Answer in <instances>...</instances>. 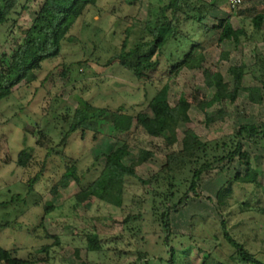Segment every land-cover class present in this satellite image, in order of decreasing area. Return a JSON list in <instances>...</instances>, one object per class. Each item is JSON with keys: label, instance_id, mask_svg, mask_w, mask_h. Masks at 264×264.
<instances>
[{"label": "rangeland", "instance_id": "374dc122", "mask_svg": "<svg viewBox=\"0 0 264 264\" xmlns=\"http://www.w3.org/2000/svg\"><path fill=\"white\" fill-rule=\"evenodd\" d=\"M203 1V21L211 29L205 32L201 28L197 36L207 52L206 66L215 70L218 87L229 83L234 89L230 66L245 62L254 67L257 56H264V35L258 32L251 39L255 31L251 17L264 12V5L254 7L257 12L252 13L249 1L239 9L243 11L241 14L233 12L226 0L216 7H211L214 0ZM156 2L99 0L97 8L74 26L72 36L75 39L65 46L63 55L47 61L42 71L30 75L14 88L10 98L0 102V245L12 250L16 257L42 260L36 264H143L141 253L147 254L146 260H157L163 255L162 240H158L162 229L155 225L148 203L152 184L129 178L124 208L92 198L75 208L71 200L83 185L99 176L103 160L96 161L97 155L107 152L119 141L130 140L138 123L147 125L153 120L149 107L153 86L139 81L118 62L110 64V61L121 52L125 40L130 39L129 47L132 48L146 34L150 3ZM39 5V0L31 2L27 8L20 4L10 22L0 26V51H10L23 41ZM184 9L192 12L187 7ZM168 15H172L171 10ZM227 17H231L236 29H247L242 43L219 41V31L212 26ZM222 51L230 53L229 60L220 59ZM151 79L157 89L167 81L161 70L152 74ZM215 91L208 87L200 72L184 69L171 83L169 99L175 105L180 99H189L201 92L210 100ZM252 93L264 96V87L249 72L244 76L235 102L225 99L207 110L210 116L224 111V117L208 122L206 113L194 106L189 111L190 121L179 125L181 133L218 139L238 131L243 125L263 124L264 102H254ZM80 99L89 101L94 107L82 111ZM50 105L52 107L48 108ZM122 105L137 116L130 132L117 134L111 113L101 116L100 108L116 110ZM59 113L66 124L58 119ZM93 117L100 119L98 139L95 140L96 134L92 131L83 138L78 130L65 148L67 154L76 159L81 182L69 178L66 189L60 187L67 197L65 205L44 216L46 201L52 198L51 190L62 178L68 163L60 155H53L46 165L43 164L47 151L37 148L42 141L39 130L46 131L47 139L57 145L69 121L79 123ZM140 132L139 145L157 151L153 159L138 166V175L147 180L161 170L166 157L163 150H157L162 140H151L143 130ZM243 145L244 158L234 163L217 164L206 172L200 180L199 195H190L178 212H172L171 231L173 238H178L175 243L178 248H191L194 254L199 249L209 251L221 245L225 251H234L224 236L225 222L227 231L238 242L264 259V212L259 210L264 207V193L255 194L253 185H264V146L249 141H244ZM55 149L60 151L63 147L57 145ZM131 150L135 159L139 146L132 145ZM238 174L248 182L233 183L228 195L229 206L224 208L220 204V191ZM35 177L39 179L32 188L30 185ZM247 196L254 201L253 209L243 211L241 201ZM129 216L139 217L133 222L132 230L125 226ZM56 236L60 237L61 246H53ZM48 245L50 248L45 250Z\"/></svg>", "mask_w": 264, "mask_h": 264}, {"label": "trees", "instance_id": "16d2710c", "mask_svg": "<svg viewBox=\"0 0 264 264\" xmlns=\"http://www.w3.org/2000/svg\"><path fill=\"white\" fill-rule=\"evenodd\" d=\"M33 1L35 0H0V26H5L10 22L12 16L17 13L20 4H23V8H27ZM39 1L36 17L32 25L27 28L23 41L13 46L10 51H0V102L10 98L14 93V88L30 75H37L42 71L47 61L56 60L63 55L65 46L75 39L72 36L74 26L80 19L90 15L97 8L99 0ZM221 1L214 0L211 7L219 6ZM203 2V0H194L193 2L192 0H157L156 4L150 3L146 31L148 36L142 35L141 40L136 42L132 48L129 47L130 39L128 38L125 40L121 52L111 59L110 64L118 62L123 68L132 72L139 81L153 86L154 93L149 100L153 120L147 125L138 123L136 132L132 133L130 140L119 141L111 145L107 152L97 155L96 161L103 160V168L99 176L89 184L83 185L71 200L75 202V208H78L89 198L124 208L127 182L129 178H137L144 184L153 185L148 203L155 225L162 229L158 234V240H162L164 248L163 255L157 260H146L147 254L141 253L140 261L143 264H264V259L248 250L227 231L225 222L223 223L224 236L234 251H225L220 245L209 251L202 248L192 254L193 249L185 246L178 248L175 245L178 238L176 236L173 238L174 233L171 231L172 212H178L190 195H199L200 180L206 172L216 168L217 164L234 163L238 158H244V141L264 146V123L243 125L238 131L218 139L182 134L179 129L181 122L190 121L189 111L194 106L206 113L208 122L216 120L219 116L224 117L226 115L224 111H220L219 115L210 116L207 110L225 99L235 102L243 85L244 76L249 72L264 87V56L262 55L257 56L254 67L248 66L245 62L230 66L229 73L234 77V89L229 83H225L221 87L217 86L214 77L216 72L206 66L207 52L197 36L201 28H204L205 32L211 29L206 27L203 21L205 5ZM184 7L189 8L192 12L186 11ZM170 10L171 16L168 15ZM250 11H253L252 8ZM233 12L243 14L241 10ZM251 21L255 28L251 39L255 38L254 34L258 32L263 36L264 12L254 14ZM212 28L219 31L220 42L233 40L239 44L242 43V38L247 35L246 28L236 29L234 27L231 17L219 19ZM262 38L264 39V36ZM220 59L229 60L230 53L222 51ZM78 64L81 63L78 62ZM184 69L195 73L200 72L203 75L208 87L216 90L212 99L208 100L203 93L198 92L189 99L182 98L177 104H171L169 99L171 83ZM160 70L162 77L167 81L160 89H157L154 87L151 77L152 74ZM251 98L256 103L264 102V96L261 93H252ZM80 103L81 110L84 112L94 107L89 101L83 99H80ZM51 107L52 105L48 108ZM100 111L101 116L111 113L113 128L117 134L130 132L135 125L137 115L129 112L124 105L116 110L102 107ZM57 115L58 119L62 122L64 120V124H66V120L61 119L62 114ZM99 120L98 117H93L79 123L69 121L67 131L60 143L57 144L63 147L60 151L55 149L57 145H52L51 140L47 139V132L39 130L42 141L37 144V148L47 151L43 164L46 165L53 155H60L65 163H68L62 178L54 184L51 190L52 198L46 201L44 216L65 205L67 197L61 192L60 187L66 189L69 178L81 182L78 167L75 164L76 159L67 154L68 152L65 150L71 136L80 130L81 136L84 138L88 131H92L96 134L95 140H97ZM141 130L147 133L151 140H162V144L157 145V150H163L166 157L161 170L147 180L138 175V166L153 159L157 151L139 145L137 136L140 135ZM132 145L139 146L140 150L135 159L131 150ZM38 179L39 177L34 178L30 185L32 188L35 187ZM247 182L240 174L236 175L234 179H230L229 183L225 184L220 191L221 206L224 208L229 206V203L227 204L228 195L233 190V183ZM253 185L255 194L257 192L264 193L262 183H253ZM253 205L254 201L249 196L241 201L243 211L253 209ZM259 210L264 212V207H259ZM137 218L139 219V217H127L125 220L127 230L134 228L132 225ZM109 219L111 220V217ZM98 224L103 225L102 222H98ZM55 238L57 241L53 246H61L60 237L56 236ZM49 248L48 245L45 250ZM41 261L16 257L12 250L9 251L0 245V263L36 264Z\"/></svg>", "mask_w": 264, "mask_h": 264}, {"label": "built area", "instance_id": "2783aa9c", "mask_svg": "<svg viewBox=\"0 0 264 264\" xmlns=\"http://www.w3.org/2000/svg\"><path fill=\"white\" fill-rule=\"evenodd\" d=\"M229 7L233 10H239L243 7L245 0H226Z\"/></svg>", "mask_w": 264, "mask_h": 264}, {"label": "crops", "instance_id": "0c3cea01", "mask_svg": "<svg viewBox=\"0 0 264 264\" xmlns=\"http://www.w3.org/2000/svg\"><path fill=\"white\" fill-rule=\"evenodd\" d=\"M249 1H250V3H251V5H250V7L252 8V13H254L255 11L257 12V9L256 8H254V7H260V6H262V5H264V0H245V3H249ZM257 13H260V12H257Z\"/></svg>", "mask_w": 264, "mask_h": 264}]
</instances>
